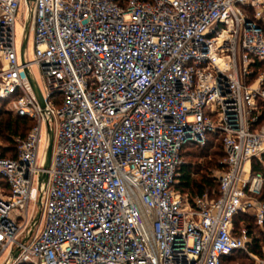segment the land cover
Listing matches in <instances>:
<instances>
[{"label":"built area","instance_id":"obj_1","mask_svg":"<svg viewBox=\"0 0 264 264\" xmlns=\"http://www.w3.org/2000/svg\"><path fill=\"white\" fill-rule=\"evenodd\" d=\"M263 63L264 0H0V111L34 121L0 155V264H264L236 222L264 229ZM218 133L217 193L181 192L182 150Z\"/></svg>","mask_w":264,"mask_h":264},{"label":"trees","instance_id":"obj_2","mask_svg":"<svg viewBox=\"0 0 264 264\" xmlns=\"http://www.w3.org/2000/svg\"><path fill=\"white\" fill-rule=\"evenodd\" d=\"M33 125H34L33 120L17 116L15 113L11 112L10 110L3 108L0 111V138L4 140L6 143H8L9 145L8 147L1 149L0 155L4 158H15L17 156V144L14 138L27 136L28 132L33 127ZM214 141L219 142L223 149L222 134L218 133V134H212L210 136L209 142L204 147H201L203 152L200 154L191 153L194 148H200V146H197V145H187L182 150L181 156L184 160V164L181 166V169H180V177H179V184H178V188L180 189L181 192L188 193V194L198 192L199 195H202L208 190L211 194L213 192L217 193L218 191L217 180L212 175V173L209 172L210 165L213 164L212 160H209L205 167H201L199 169L205 173L201 175V179L197 180V179H194L196 175L194 164L184 159L185 156H187L188 154L189 156H193L195 158L204 157L205 156L204 153L207 150V147L210 145V143ZM223 156L225 158L224 150H223ZM219 166L223 169L224 163H221V165ZM253 172L254 173L260 172L264 176V166L262 164H259V162L254 161L253 162ZM2 184L4 187L6 186L4 181ZM213 187H216V190H212ZM263 197H264V193L260 197V201H263L262 200ZM236 222L238 225L248 226L251 232H253L254 227L259 228L255 224V218L250 215L240 214L237 217ZM261 243L264 244V229H263V233H261L260 238L255 237V242L252 246V251L255 252L257 255H261L262 253V248L260 246ZM237 254L247 255V253L245 252L234 253L232 256L226 257L223 260V264H225L229 260H232V258L236 256ZM252 264H257V263H252Z\"/></svg>","mask_w":264,"mask_h":264},{"label":"rangeland","instance_id":"obj_3","mask_svg":"<svg viewBox=\"0 0 264 264\" xmlns=\"http://www.w3.org/2000/svg\"><path fill=\"white\" fill-rule=\"evenodd\" d=\"M22 20L24 19L25 15H26V11H25V7L24 5H22ZM24 31H25V28L23 26V23L21 21L17 22V25H16V39H17V43L18 45H21L22 44V40H23V36H24ZM27 55H28V58L31 60L33 59V56H34V43H33V40L32 38L29 39V42H28V47H27ZM260 69L264 70V63L262 64V66L260 67ZM33 73L37 79V82L40 86V88L43 89L44 87V83H43V80L41 78V74H40V71L34 67L33 68ZM8 143H6L4 140H2L0 138V151L2 148H5V147H8ZM46 149V141L43 140V143L40 147V155L42 154V152ZM202 149L201 147L200 148H194L192 150L191 153L193 154H200L202 153ZM205 156L202 157V158H195L193 156H189V154L187 156H185V160L186 161H189L191 163L194 164V169H195V172H196V175H195V178L194 179H201V175L205 172L199 170L201 167H205L207 165V162L209 160H212V165H210V168H209V172L212 173V175L215 177L216 179V176L222 171V168L219 166L221 165V163L224 162V156H223V149L221 147V144L219 142H212L210 143V145L207 147V150L205 151ZM204 169V168H203ZM217 180V179H216ZM212 190H216V187H213ZM191 194V193H190ZM198 194V192H194L192 193L191 195H196ZM264 201V197L262 199ZM44 216L41 217V226L44 222ZM253 235L255 237H261V233H263V229L262 228H257V227H254L253 229ZM252 263H256V261L254 259H252L248 254L247 255H243V254H237L236 256H234L232 258V260H229L227 261L225 264H252Z\"/></svg>","mask_w":264,"mask_h":264},{"label":"water","instance_id":"obj_4","mask_svg":"<svg viewBox=\"0 0 264 264\" xmlns=\"http://www.w3.org/2000/svg\"><path fill=\"white\" fill-rule=\"evenodd\" d=\"M34 0H27L28 3H31ZM29 28H30V21L28 22L26 28H25V33H24V37H23V41H22V46H21V57H22V61L25 63L26 62V52H27V47H28V42H29ZM26 73L28 74V70H26ZM31 79V83L33 85V89L40 101V103L44 106V99L43 96L41 94V91L39 89V87L37 86V84L35 83V81ZM53 144H54V133L53 131L49 128L48 130V146H47V150H46V157H45V163H44V168L48 169L50 164H51V159H52V153H53ZM48 179V175L46 173H43L40 177V181L41 182H45ZM43 192V191H42ZM41 192V196L39 199V203H38V209H37V213L36 216L33 220V223L31 225V229L28 233V235L26 236L25 240L23 241L25 244H27L33 234L34 231L40 221L41 218V205H42V198H43V193ZM20 253V249L16 248L13 252V254L15 256H17Z\"/></svg>","mask_w":264,"mask_h":264}]
</instances>
